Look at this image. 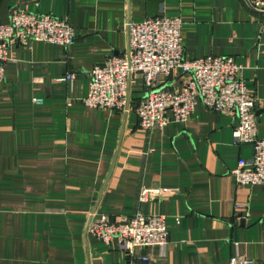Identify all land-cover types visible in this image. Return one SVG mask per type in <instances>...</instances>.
<instances>
[{
	"label": "crops",
	"instance_id": "0c3cea01",
	"mask_svg": "<svg viewBox=\"0 0 264 264\" xmlns=\"http://www.w3.org/2000/svg\"><path fill=\"white\" fill-rule=\"evenodd\" d=\"M14 8L65 19L77 38L11 46L0 83V264H230L239 254L264 264V184L232 175L252 156L233 141L235 116L199 104L185 125L143 130L135 112L83 102L91 70L127 49L128 20L180 17L187 58L231 56L242 67L264 137V12L246 0H0V24ZM184 77L163 86L179 89ZM143 94L137 79L132 100ZM143 187L154 193L141 202ZM93 211L163 215L170 242L129 254L86 233Z\"/></svg>",
	"mask_w": 264,
	"mask_h": 264
},
{
	"label": "built area",
	"instance_id": "2783aa9c",
	"mask_svg": "<svg viewBox=\"0 0 264 264\" xmlns=\"http://www.w3.org/2000/svg\"><path fill=\"white\" fill-rule=\"evenodd\" d=\"M264 10V0H252ZM128 47L120 56L107 58L90 72L89 92L83 102L90 108L135 112L141 129L162 130L168 124H187L199 104L222 115L235 116L238 124L233 132L235 144H249L251 158H241L232 170L239 185L264 184V137L259 135L256 114L259 99L241 78L242 67L231 56L209 55L189 59L185 54L180 17L156 16L142 21L128 20ZM77 38L75 26L62 18L39 15L20 8L11 11L10 21L0 24V83L5 80L7 64L12 60L15 42H49L69 47ZM184 75L179 89L163 86L170 76ZM74 74H66V81ZM140 79L144 94L132 100L135 80ZM35 103H42L34 98ZM154 190L143 187L139 199L146 201ZM85 231L106 244L118 240L129 254L136 248L159 246L170 242L166 217L147 215L141 211L122 220L97 211L89 214ZM149 261L148 257L142 258ZM130 264H136L134 262ZM230 264H256L245 255L231 258Z\"/></svg>",
	"mask_w": 264,
	"mask_h": 264
},
{
	"label": "water",
	"instance_id": "95a60500",
	"mask_svg": "<svg viewBox=\"0 0 264 264\" xmlns=\"http://www.w3.org/2000/svg\"><path fill=\"white\" fill-rule=\"evenodd\" d=\"M246 1L248 2L249 6H250L253 10H255V11H257V12H264V10H262V9H258V8H256L255 6H253L250 0H246Z\"/></svg>",
	"mask_w": 264,
	"mask_h": 264
},
{
	"label": "trees",
	"instance_id": "16d2710c",
	"mask_svg": "<svg viewBox=\"0 0 264 264\" xmlns=\"http://www.w3.org/2000/svg\"><path fill=\"white\" fill-rule=\"evenodd\" d=\"M252 1V0H251Z\"/></svg>",
	"mask_w": 264,
	"mask_h": 264
}]
</instances>
